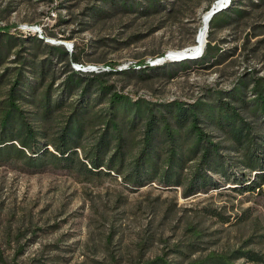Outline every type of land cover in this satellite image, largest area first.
Listing matches in <instances>:
<instances>
[{
	"label": "rangeland",
	"instance_id": "rangeland-1",
	"mask_svg": "<svg viewBox=\"0 0 264 264\" xmlns=\"http://www.w3.org/2000/svg\"><path fill=\"white\" fill-rule=\"evenodd\" d=\"M216 1L0 0V27H9L0 31V121L9 89L21 77L15 102L40 144L60 131L79 103L88 111L79 159L112 113L129 123L121 133L119 174L109 169L90 177L52 166L28 172L0 164V264H190L238 248L264 257V190L240 192L230 180L253 179L255 172L221 128L230 114L227 103L264 146L258 100L264 95V0H234L229 11L215 15L206 56L165 60L195 41L205 8ZM92 66L98 70L86 71ZM113 94L123 97L116 107ZM45 99L58 103L48 117L41 113ZM177 106L184 113L196 109L229 180L209 171L217 187L189 192L198 149L181 168L173 167L179 183L174 176L167 185L157 177L132 185L126 176L143 149L151 112L167 118L183 155L195 149L190 119L179 122ZM154 131L159 174L170 143L162 121ZM236 263L252 264L244 258Z\"/></svg>",
	"mask_w": 264,
	"mask_h": 264
},
{
	"label": "trees",
	"instance_id": "trees-1",
	"mask_svg": "<svg viewBox=\"0 0 264 264\" xmlns=\"http://www.w3.org/2000/svg\"><path fill=\"white\" fill-rule=\"evenodd\" d=\"M233 2L234 0H231L226 8L215 13L211 17L209 23L215 15L229 11V6L233 4ZM208 10V7H206L205 11L207 12ZM5 29L9 30V27H0V31L2 32H7ZM194 42V37H192L187 44L191 46ZM205 45L203 49L204 56H206L209 51L210 42L208 41ZM71 60L74 62L77 61L76 58H72ZM97 82L99 83V81ZM22 86L23 79L18 77L9 89L8 107L0 121V164H17L21 170L28 172L42 171L50 166L59 167L67 169L68 171L77 170L90 177H100L102 174H107L109 169H115L118 174L120 173L118 166L122 163V148L124 146V139L121 137V133L125 126L129 124L122 116L119 117L115 112L111 114L110 118L106 120L103 133L95 140L92 148L84 154L85 160H82L78 158L76 149L81 146L82 134L86 126L85 117L88 113L86 106L82 103H79L77 107L75 106V109L68 116L60 131H58L55 136L51 137V139L40 144L36 140L35 131L31 128V125L25 123V115L15 102L16 96H18L20 90H22ZM258 98L263 116L264 95L258 94ZM122 99L123 97L121 95L113 94L110 99L111 107L118 106L122 102ZM57 106L58 103L50 105L47 99L42 104V115L48 117L53 108ZM224 107V109H226L225 111L230 112V114L221 128L226 130L233 141L239 146L238 150L243 154L246 160L244 164L247 168L255 172L253 179L236 177L234 175L230 180L234 182V184L239 185L240 192H254L257 189L263 191L264 146L256 144L250 126L244 124L243 121L239 119V115L236 113L234 107L229 106L227 103H225ZM177 109L181 112V114L177 115V120L179 122L184 123L190 119L191 130L195 133V149L193 147L192 151H188L189 153L183 155L181 150H179L178 144L174 143V136L171 135V132L168 130L169 123L167 122V118L163 117L159 120L158 117L151 112L143 136V149L139 152L135 160L134 169L126 176L132 185H142L144 182H149V180L154 177H157L158 180H161L162 183L167 185L172 181L171 178L174 176L175 180L172 182L176 184L179 183V173L174 172L173 167L178 166L181 168L182 165L180 164L184 163L187 159L190 160L189 158H191L192 155L195 156L198 149H201L202 153L200 155L198 167L189 183V192L194 191L196 188L202 189L206 187V185L208 186V184L213 186L212 188L217 187L215 183H212V181L207 178L206 174L209 171L214 173L220 172L229 180V170L226 166H223L224 161L222 156L218 154V146L216 143L208 140L199 126L196 109L190 108L189 111L185 113L182 112L179 106H177ZM106 115L108 116V114H104L103 116L105 117ZM182 115H185V117H181ZM157 121L163 122L167 140H169L170 143L165 149L167 158L165 163L160 167L162 173L159 174L156 169L157 163L155 161L158 155H156L153 150V143L155 141L154 130ZM49 147L51 149H49ZM259 147L261 150L258 149ZM111 150L113 151L108 157V152ZM154 155L156 158H154ZM104 165L106 171H102L101 167H104ZM241 258H244L247 263L264 264L263 255L243 250L242 248H238L229 254L209 253L204 258L195 260L190 264H237L236 261Z\"/></svg>",
	"mask_w": 264,
	"mask_h": 264
},
{
	"label": "bare ground",
	"instance_id": "bare-ground-1",
	"mask_svg": "<svg viewBox=\"0 0 264 264\" xmlns=\"http://www.w3.org/2000/svg\"><path fill=\"white\" fill-rule=\"evenodd\" d=\"M231 0H217L214 5H213V9L220 7L221 5H225L227 4V2ZM228 4V5H229ZM227 5V6H228ZM207 14V12L204 13L203 17ZM208 19H203L202 18V24H201V28L199 29L198 33L196 34L195 37V42L193 45L188 47L187 53H199L201 51H203L205 42H206V33H207V29H208V24H209ZM182 53V51H170L168 56H166L165 60H172V61H178L179 59L177 58L180 54ZM76 69V68H75ZM82 71V70H80Z\"/></svg>",
	"mask_w": 264,
	"mask_h": 264
},
{
	"label": "water",
	"instance_id": "water-1",
	"mask_svg": "<svg viewBox=\"0 0 264 264\" xmlns=\"http://www.w3.org/2000/svg\"><path fill=\"white\" fill-rule=\"evenodd\" d=\"M228 4H229V1L227 2V4H225V5H221V6L218 7V8L213 9V7H212L210 10L207 11V14L203 17V19H208V20H210L211 17H212L215 13H217L218 11H220V10L226 8ZM187 50H188V48H185V49L181 50L182 53H181L177 58H178L179 60L189 59V58H196V57H198V56L202 53V51L199 52V53H187Z\"/></svg>",
	"mask_w": 264,
	"mask_h": 264
},
{
	"label": "built area",
	"instance_id": "built-area-1",
	"mask_svg": "<svg viewBox=\"0 0 264 264\" xmlns=\"http://www.w3.org/2000/svg\"><path fill=\"white\" fill-rule=\"evenodd\" d=\"M79 66V65H78ZM81 66V65H80ZM83 68L84 67H82V69L80 68V69H78V70H83ZM98 69H97V67H95V66H92V67H89L86 71H88V72H94V71H97Z\"/></svg>",
	"mask_w": 264,
	"mask_h": 264
}]
</instances>
